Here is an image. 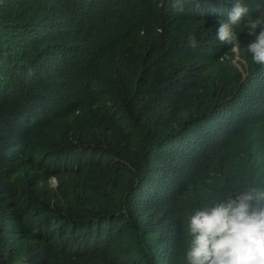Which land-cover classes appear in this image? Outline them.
Here are the masks:
<instances>
[{
  "label": "trees",
  "instance_id": "obj_1",
  "mask_svg": "<svg viewBox=\"0 0 264 264\" xmlns=\"http://www.w3.org/2000/svg\"><path fill=\"white\" fill-rule=\"evenodd\" d=\"M231 7L0 0V264H187L194 210L264 187V66L243 22L216 38Z\"/></svg>",
  "mask_w": 264,
  "mask_h": 264
},
{
  "label": "clouds",
  "instance_id": "obj_2",
  "mask_svg": "<svg viewBox=\"0 0 264 264\" xmlns=\"http://www.w3.org/2000/svg\"><path fill=\"white\" fill-rule=\"evenodd\" d=\"M244 23L254 39L247 45L255 64L264 66V8L257 5L252 15L244 0H232L227 19L217 23L216 38L236 49L240 46L234 28ZM189 46L198 41L188 36ZM55 188L58 181L50 178ZM190 244L187 264H264V187L249 186L211 206L194 210L188 219Z\"/></svg>",
  "mask_w": 264,
  "mask_h": 264
}]
</instances>
